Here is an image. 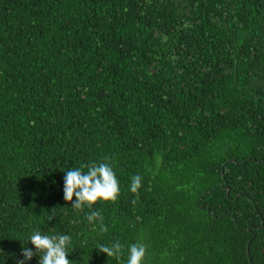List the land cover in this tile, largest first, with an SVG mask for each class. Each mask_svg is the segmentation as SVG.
<instances>
[{
	"label": "trees",
	"instance_id": "obj_1",
	"mask_svg": "<svg viewBox=\"0 0 264 264\" xmlns=\"http://www.w3.org/2000/svg\"><path fill=\"white\" fill-rule=\"evenodd\" d=\"M0 264H264V0H0Z\"/></svg>",
	"mask_w": 264,
	"mask_h": 264
}]
</instances>
